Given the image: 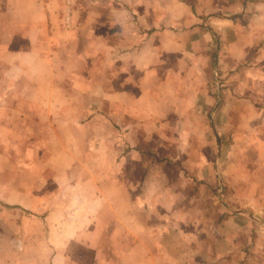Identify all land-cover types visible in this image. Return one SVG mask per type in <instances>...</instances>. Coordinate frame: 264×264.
<instances>
[{"label": "crops", "instance_id": "0c3cea01", "mask_svg": "<svg viewBox=\"0 0 264 264\" xmlns=\"http://www.w3.org/2000/svg\"><path fill=\"white\" fill-rule=\"evenodd\" d=\"M87 1L85 10L70 15L67 27L77 22V32L92 46L91 54L89 49L85 54L88 53L87 58L95 56L93 64L99 77L84 73L85 81L93 80V92L84 88L85 92L77 94L110 101L109 115L120 121L129 147L111 166V188L100 189L97 183H90L93 178L86 179L88 198L79 200L75 207L65 197L59 200L60 207L44 203L43 208L39 196L31 201L30 210L77 213L74 215L77 223L73 222L72 233L68 231L66 244L78 241L83 245L94 244L86 238L87 232L100 231L104 226L97 220L101 211L118 213L112 227L117 231L111 235L120 238L124 251L116 254L114 251L117 261L128 262L131 255H138L135 249L140 248L141 255L151 256L147 264H264V171L256 175L249 170L231 176L232 197L236 198L233 215L223 217L219 223L186 221L185 226L191 229L185 231V238L181 220L170 219L176 203L170 200L167 182L171 175L165 167L150 172V168L144 169L139 188L132 177L135 156L144 148L148 136L157 152L162 147L177 146L175 132L176 140L183 141L186 133L191 139L192 134L195 136L204 128L207 150L214 139L219 140L214 137V126L212 120L208 123L210 114L206 111L213 98L207 89L209 65L213 71L217 66L225 77L227 89L222 95L221 116H226L231 132H238L241 158L245 155V163L253 158L254 163L264 167V0ZM48 3L53 0H0V84L20 87L23 78L36 83L32 76L52 62L63 70L62 75L70 74V67H81V57L70 55L64 44L52 43L53 26L61 21L62 31L64 16L48 11ZM103 6L109 7L108 14L101 11ZM70 31L65 29L67 35H74ZM39 36H44L47 42L42 49L38 45ZM60 51L64 53L55 54ZM71 60L75 61L73 66H69ZM11 70L14 76L9 74ZM106 87L109 90L103 93ZM61 97L68 101L69 89L63 87ZM165 101L169 105H163ZM163 106L167 109L162 110ZM82 112L87 114L85 106ZM158 133H164L172 143L160 140ZM251 147L252 156L246 151ZM217 148L220 155L221 143ZM241 148L244 149L240 151ZM158 163L165 165L167 160L163 157ZM63 177L60 188L70 186L68 174ZM245 184L249 185L247 190H240ZM21 203L16 202L18 206ZM134 211L147 219L136 223ZM251 213L261 219L253 222L245 215ZM183 245L190 248L189 255L181 252ZM98 253L95 252L94 258L102 257ZM26 256L24 264H37V259L45 264L46 258L47 264H65L68 258Z\"/></svg>", "mask_w": 264, "mask_h": 264}, {"label": "rangeland", "instance_id": "374dc122", "mask_svg": "<svg viewBox=\"0 0 264 264\" xmlns=\"http://www.w3.org/2000/svg\"><path fill=\"white\" fill-rule=\"evenodd\" d=\"M48 4V11L64 16L62 31L61 21H56L57 24L53 26L54 35H50L52 43L64 44L63 46L71 51L70 55L75 53L83 61L79 63L81 67H70V74L62 75L63 70L59 69L56 62H52L38 69V74L32 76V81L36 79V83L23 78L20 87L0 84V264H24L27 261L25 257L28 258L26 255H51V258L53 255H65L68 257L65 264H147L151 256L141 255L140 248L135 249L138 255H131L128 262L117 261L119 259L113 255L114 251L115 254L121 249L124 251V245L119 244L120 238L111 235L117 231V228L113 230L112 227L118 213L101 211L97 220L104 226H101L100 231L92 229L87 232L86 238L94 241V244L83 245L78 241L66 244L68 231L72 233L71 226L73 222L77 223L74 216L77 213L56 209L51 212L30 210L31 201L37 200L39 196L43 208L44 203L49 204V207H52V203L53 207H60L59 200L66 199L65 197L70 204L73 202L75 207L79 200L83 202L88 198L86 193L89 186L85 188L86 179L93 178L90 183H97L100 189L111 188V166L126 154L129 147L126 132L121 129L120 121L109 115L110 101L100 100L99 97L94 99V95L85 98L82 94H77L78 91H84V88L86 92H93V80L85 81L84 73L87 76L99 77L93 64L95 56L87 58L88 53L85 54L86 49H89L91 54L92 46L77 32V22L74 26L67 27L70 15L85 10L89 2L53 0V3ZM101 11L108 14L109 7L103 6ZM65 29L71 30L70 33L73 32L74 35H67ZM46 43L45 37L39 36L38 45L41 49ZM60 53L64 52L55 54ZM74 62L71 60L69 66H73ZM96 63L99 64L100 61ZM9 74L14 76L12 70ZM207 74L208 94L213 96L212 105L206 106V111L210 114L208 123L212 120L214 137L219 140L214 139V144L207 150L204 128L198 130L195 136L191 133V139L186 133V136L181 138L183 141L176 140L175 132L174 140L178 142L177 146L172 144L160 148L161 151L157 152L156 145L152 144L153 140L148 136V139L144 140V148L135 156L136 167L132 169V177L136 179L133 182L138 188L146 172L144 169L150 168V172L152 169L159 171L161 167H165L169 172L171 179L167 182V187L170 200L174 199L176 203V210L170 219L175 220V217H178V220L182 221L179 222L183 226L184 238L185 231L191 229L185 226L186 221L219 223L223 217L233 215L236 198L232 197L231 176L236 172L245 174L249 170L254 171L253 174L256 175L264 171L263 164L254 163L253 158H250V163H245V155L241 158L238 151V132H231L226 116H221L222 95L227 89L223 73L217 66L213 71V66L209 65ZM63 87L69 89L68 101L61 97ZM108 90L109 87H106L103 93ZM165 103L169 105L168 101L163 102V105H166ZM84 106L87 114L82 112ZM165 109L167 108L163 106L162 110ZM49 110L51 114L47 113ZM95 112L102 114L94 116ZM242 134L245 136L248 133ZM158 135L160 140L167 144L172 143L166 140L169 137H164V133ZM219 143L222 145L220 155L217 148ZM242 149L244 148L239 150ZM246 151L252 156L254 148ZM163 157L167 160L165 165L158 163V159ZM65 174H68L70 186L65 184L60 188L59 185L63 182L61 179ZM196 174L197 178L194 176ZM248 186L245 184L240 190L246 191ZM18 201H23L21 206L16 204ZM245 215L253 222L261 219L254 213ZM67 216L70 217L69 220H65ZM156 218L164 219L163 216ZM146 219V215L142 216L134 211L133 220L136 223ZM97 246L98 249L95 250ZM189 251L188 245H183V255H189ZM95 252H99L98 255L102 257L94 258ZM47 260L46 258L45 264ZM36 262L43 263L40 259Z\"/></svg>", "mask_w": 264, "mask_h": 264}]
</instances>
